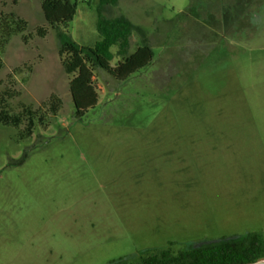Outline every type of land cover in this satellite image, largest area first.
Masks as SVG:
<instances>
[{
	"label": "rangeland",
	"instance_id": "obj_1",
	"mask_svg": "<svg viewBox=\"0 0 264 264\" xmlns=\"http://www.w3.org/2000/svg\"><path fill=\"white\" fill-rule=\"evenodd\" d=\"M72 1L60 30L73 42L92 47L98 16H123L154 57L124 81L96 69L98 102L75 120L40 0H0L32 36L0 53L9 111L62 102L29 139L0 125V264H108L264 233V0ZM139 45L133 32L127 54Z\"/></svg>",
	"mask_w": 264,
	"mask_h": 264
},
{
	"label": "trees",
	"instance_id": "obj_2",
	"mask_svg": "<svg viewBox=\"0 0 264 264\" xmlns=\"http://www.w3.org/2000/svg\"><path fill=\"white\" fill-rule=\"evenodd\" d=\"M40 8L47 26L57 30L59 41L58 56L65 74L70 76L68 89L73 104V117L80 120L87 110L98 102L97 89L93 84V72L103 70L113 79L124 81L132 74L149 65L154 57L153 50L147 43L144 31L133 25L128 19L119 16L113 19L97 18L96 29L99 40L92 46H80L73 42L60 27H65L76 12L72 0H40ZM27 22L18 16L0 14V53L8 40L15 34H22L21 40L26 44L31 34H24ZM140 37V45L127 54L129 37L132 33ZM46 27H38L34 34L43 38ZM117 47L120 57L115 66L110 65L113 55L110 48ZM2 61L0 59V70ZM8 93L0 95V125L21 129L17 140L29 139L36 126L45 128L49 117L57 115L62 102L57 96H50L43 107L32 109L22 105L17 113L8 109ZM44 108V110H43ZM172 244L155 249L139 256L136 260L119 259L108 264H242L264 258V233H248L216 239L214 242L198 247L186 246L173 250Z\"/></svg>",
	"mask_w": 264,
	"mask_h": 264
},
{
	"label": "water",
	"instance_id": "obj_3",
	"mask_svg": "<svg viewBox=\"0 0 264 264\" xmlns=\"http://www.w3.org/2000/svg\"><path fill=\"white\" fill-rule=\"evenodd\" d=\"M215 240H210V241H201V242H197V243H192V244H189L187 246H191V247H198L200 245H203V244H207V243H210V242H214ZM242 264H264V258H260L256 261H253V262H248V263H242Z\"/></svg>",
	"mask_w": 264,
	"mask_h": 264
}]
</instances>
